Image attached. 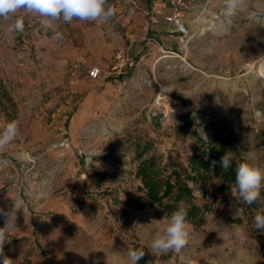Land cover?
Instances as JSON below:
<instances>
[{
  "label": "rangeland",
  "instance_id": "374dc122",
  "mask_svg": "<svg viewBox=\"0 0 264 264\" xmlns=\"http://www.w3.org/2000/svg\"><path fill=\"white\" fill-rule=\"evenodd\" d=\"M108 3L116 9L109 22L46 27L22 11L0 19V132L19 121L0 150V209L19 208L5 254L18 264H131L136 250L149 258L138 264H264V232L253 227L264 187L253 209L235 190V199H217L204 226L190 224L180 254L150 251L168 216L126 203L145 193L143 160L155 158L167 176L225 132L238 162L264 168V0H243L232 13L226 0H203L188 11L190 33L177 47L155 44L111 82L89 71L117 51L137 53L151 31L144 0ZM189 185L198 204L205 193L212 201V184Z\"/></svg>",
  "mask_w": 264,
  "mask_h": 264
},
{
  "label": "clouds",
  "instance_id": "9594fccd",
  "mask_svg": "<svg viewBox=\"0 0 264 264\" xmlns=\"http://www.w3.org/2000/svg\"><path fill=\"white\" fill-rule=\"evenodd\" d=\"M243 0H226L229 13L235 12ZM33 14L43 18L46 27L55 22L72 23L74 20L82 22H109L116 15V9L108 3V0H0V19L8 20L16 16L18 12ZM129 14H132L131 12ZM14 29L21 31L23 23L17 18ZM55 39H62V34L57 32ZM19 121L8 122L0 132V150L6 147L18 134ZM234 159L231 152H225L220 159V167L228 170ZM213 166L216 161L212 162ZM235 182L238 195L245 204L251 205L260 199V190L264 187V168L250 162H241L236 166ZM15 208L5 212L0 209V216L4 218V226L0 227V264H18L5 254V245L9 244V233L15 224L10 223L15 216ZM188 211L181 201L177 209L167 218V225L162 233H157L150 242V251L153 255L167 254L172 251L180 254L188 244L191 225L187 220ZM253 227L256 230H264V213L257 212L254 216ZM145 256L143 250L129 251L128 258L131 264L138 262Z\"/></svg>",
  "mask_w": 264,
  "mask_h": 264
},
{
  "label": "trees",
  "instance_id": "16d2710c",
  "mask_svg": "<svg viewBox=\"0 0 264 264\" xmlns=\"http://www.w3.org/2000/svg\"><path fill=\"white\" fill-rule=\"evenodd\" d=\"M224 135L226 137L225 141L218 136V144L208 145L205 150L192 155L189 158L188 166L176 168L177 165L172 163L174 169L167 176L161 174L162 172L158 169L155 158L143 160L140 164L139 176L143 179L144 187L141 190L145 193L131 196L126 201L127 205L132 210L156 208L169 217L177 209L179 203L183 201L188 211V222L196 227L204 226L207 222V215L214 212L217 199L221 196H231L235 199L234 190L238 195L235 182L236 166L241 163L236 160L238 146L232 140L230 132H225ZM148 152L149 148L147 146L143 147L141 151L137 147L136 156L141 159ZM225 152H231L234 157L228 170L222 169L219 163ZM212 160L216 161L213 168ZM100 175L102 177L106 176L104 172H100ZM189 182L212 184V201L205 193L204 203L202 205L198 204L194 188L190 187ZM240 199L242 198L240 197ZM258 206L259 200L251 205L247 204V209ZM257 232L262 233L264 230H257ZM140 261H149V258L144 256Z\"/></svg>",
  "mask_w": 264,
  "mask_h": 264
},
{
  "label": "crops",
  "instance_id": "0c3cea01",
  "mask_svg": "<svg viewBox=\"0 0 264 264\" xmlns=\"http://www.w3.org/2000/svg\"><path fill=\"white\" fill-rule=\"evenodd\" d=\"M202 1L203 0H190V8L188 11H190V9L193 10V13L197 11ZM142 7L144 9L143 12L149 15L148 17L150 19L149 30L151 31L150 33L151 38L145 37L146 41L144 43V46L138 49L139 45H137L135 47L137 53L135 54L130 53V54L133 57L139 59L143 57L145 58L148 49L154 47L155 44H157L158 48L162 50L177 47L182 40L181 39L179 41V38L181 36L174 31L173 27L166 20L167 16L170 15L172 11L169 4V0H144V3H142ZM188 11L186 12V24L189 27V25L192 23V19L189 18ZM146 47L148 48L146 49ZM111 61H112V57L103 59L101 62L102 66L100 67L103 66L108 67L111 64ZM124 76H122L121 78H123ZM103 77L104 79H109L108 82H111L114 79V78H107L105 76Z\"/></svg>",
  "mask_w": 264,
  "mask_h": 264
},
{
  "label": "built area",
  "instance_id": "2783aa9c",
  "mask_svg": "<svg viewBox=\"0 0 264 264\" xmlns=\"http://www.w3.org/2000/svg\"><path fill=\"white\" fill-rule=\"evenodd\" d=\"M169 4L172 11L166 20L173 27L174 31L184 39L190 33L189 27L186 24V12L190 8V0H169ZM140 60L133 57L130 53L117 51L112 63L108 67H93L89 75L93 80H98L102 76L114 79L120 78L135 69L140 64Z\"/></svg>",
  "mask_w": 264,
  "mask_h": 264
}]
</instances>
